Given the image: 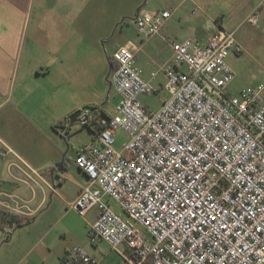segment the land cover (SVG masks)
Instances as JSON below:
<instances>
[{
	"label": "built area",
	"instance_id": "built-area-1",
	"mask_svg": "<svg viewBox=\"0 0 264 264\" xmlns=\"http://www.w3.org/2000/svg\"><path fill=\"white\" fill-rule=\"evenodd\" d=\"M174 13L141 10L134 19L139 36L160 37L173 54L162 69L167 99L159 110L140 100L160 93L142 76L141 49L127 43L112 52L119 103L113 115L97 106L81 111L78 122L94 138L77 148L75 165L88 184L69 208L82 217L98 209L91 238L117 252L116 264H264V85L233 95L228 59L243 52L236 31L216 23L205 42L168 39L162 29ZM260 18L253 12L246 20L257 26ZM119 132L129 138L121 151ZM16 166L55 190L45 173ZM0 210L34 215L9 193L0 192ZM61 262L103 264L82 246Z\"/></svg>",
	"mask_w": 264,
	"mask_h": 264
},
{
	"label": "rangeland",
	"instance_id": "rangeland-1",
	"mask_svg": "<svg viewBox=\"0 0 264 264\" xmlns=\"http://www.w3.org/2000/svg\"><path fill=\"white\" fill-rule=\"evenodd\" d=\"M39 1L35 0L33 10L23 16L28 21L31 18L29 35L34 23L40 20L42 11L49 21L57 18L61 21L57 7L59 0L56 3L48 0L47 7L40 5ZM253 4L255 0H72L64 11L63 44H59L58 48V55L62 54V58L47 60L43 69L46 68L51 75L33 78L30 82L32 88L29 94L32 97L26 104L27 109L33 112L34 123L10 114L11 104L7 103L0 111V134L9 132L13 138V148L30 163L60 158L55 164L61 165L64 156L66 161L71 160V171L65 173V181L57 186L58 192L67 198L77 171V148L94 138V133L83 128L78 121L71 125V117L93 106L102 107L106 113L113 115L119 103V97L111 87L109 60L114 49L127 43L142 48L137 53V61L148 76L155 67L146 70L145 64L150 60L155 61L168 49L167 44L158 37L150 38L152 41L145 45L148 39L143 40L139 36L134 22L137 11L141 7L150 13L175 10L167 27L179 35L184 34L188 27L209 34L217 27L216 23L225 30L236 31V39L243 52L230 56L228 62L235 74L230 91L237 96L242 88L264 85V17L260 18L257 26L247 23ZM30 47L31 43L27 41L25 54L16 61L20 74L31 68L30 63L33 68L34 62H44L36 61L37 57L43 59V48H47L48 58L54 57L51 54L52 45H42L41 52L28 59L27 49ZM162 81L164 78L160 74L155 83ZM159 89V97L140 98L149 110H159L167 99L162 85ZM8 100V96L0 95V102ZM73 104L80 107L71 111ZM68 127L71 129L64 137L61 132L68 131ZM128 141L127 134L119 132L116 135V149L121 151ZM70 203L68 198L64 203L53 194L49 196L48 205L35 219H30V224L14 227L11 233L0 228V264L62 263V259H59L61 255L75 246L96 253L104 264L115 263L117 252L111 251L105 241L91 238V224L88 222L91 216H80L69 208ZM111 206L126 218L117 204L111 201ZM105 255L106 258H103Z\"/></svg>",
	"mask_w": 264,
	"mask_h": 264
},
{
	"label": "crops",
	"instance_id": "crops-1",
	"mask_svg": "<svg viewBox=\"0 0 264 264\" xmlns=\"http://www.w3.org/2000/svg\"><path fill=\"white\" fill-rule=\"evenodd\" d=\"M34 2L35 0H0V95L1 97H9L8 102H0V111L3 109L5 104L10 103V114L20 116L29 123H34L33 112L27 109L28 107L26 104L28 103V99H31L32 97V95L30 96L29 94V92H31L30 88H32L30 86V82L33 81V78H44L51 75L45 70L46 68L43 69V67L46 66L47 60H57L62 58V54L61 56L58 55V48L59 44H63L64 11H66L67 7L70 6L72 0H59L60 3L57 5V7L60 10L59 17L61 18V21H59L58 18L56 20L49 21L47 18H45L46 15L42 11L39 14L40 20L34 23L31 34L29 35L28 31L31 18L28 21L27 17L23 18V16L24 14L27 15L29 11L33 10ZM56 2L57 0H54V3ZM39 3L43 7L48 6V0H41ZM250 11L251 13L259 12L260 16L264 17V0H255V4H253V8ZM168 23L169 21L163 27L162 34L168 39L176 41L194 38L201 42H205L214 32H216V28H214L209 34H206L205 32H201L200 29L196 30V28L188 27L185 29L186 31L184 34L179 35L178 33L174 32L171 27H167ZM141 38L143 39V37ZM158 38L160 39V37ZM151 39L146 40L145 45L150 43L152 41ZM27 41L28 43H31V47L27 49L28 59L29 57H34L40 53L42 50V45H52L51 54L54 57L48 58L49 52L45 47L43 48V59H40L39 57L36 58V61L39 60L44 62H39L38 64L34 62L33 68L32 63H30L31 68L23 71V74H20L16 65V61L22 58V56L25 54V45ZM167 47L168 49L164 50V53H161L155 61L150 60L145 64V66H147L146 70H152L153 67H155V70H152L151 72V76H148V73L142 70V76L145 80L152 81L154 84H156L155 80L160 74H162L164 78V81L162 82H165V75L162 69L165 64H168L172 61L173 56L170 47ZM162 82H159L156 84V86H163L164 83L161 84ZM12 99L13 102H11ZM71 107V111H74L78 109L80 105L73 104ZM0 120L2 119L0 118ZM66 129L68 130L67 133H69L71 128ZM11 140H13V138L9 132L4 135L0 134V192L22 196L28 201V207L34 213V215L30 217L21 215L16 216H20L25 219H35L36 215L41 212L46 207V205H48L49 196L52 197L54 194L64 203L68 198L70 203L79 196L81 190L88 184L87 176L76 167L77 171L71 181V189H69L67 192V198H65L58 192L57 186L65 181V173L67 171H71L70 163L62 159L61 165L55 164L57 163L56 161L60 159L58 158L57 160L47 159L39 160L37 162L32 161L31 163H33V166L13 148L11 145L13 142H11ZM60 152L62 153V151ZM59 157H61L60 153ZM24 164L28 165L31 169L37 172L45 173L47 182L52 185L55 190L47 187L41 181L29 182L26 176H24V174L16 166H24ZM56 167H60L62 171H55ZM60 168L58 169L60 170ZM53 172L54 175L52 176L51 173ZM87 215L91 216V220L88 222L91 225L94 224L97 220L98 209H92ZM87 215L85 217H87ZM69 250L70 249H66L59 259H63ZM90 254L96 258H99V256L94 252H91ZM103 258H106V255L103 256ZM117 260L113 264H116Z\"/></svg>",
	"mask_w": 264,
	"mask_h": 264
},
{
	"label": "trees",
	"instance_id": "trees-1",
	"mask_svg": "<svg viewBox=\"0 0 264 264\" xmlns=\"http://www.w3.org/2000/svg\"><path fill=\"white\" fill-rule=\"evenodd\" d=\"M117 66L110 62V74L116 70ZM32 220L25 219L16 215H9L6 212L0 211V228L11 233L15 228L25 224H30ZM13 229V230H12Z\"/></svg>",
	"mask_w": 264,
	"mask_h": 264
},
{
	"label": "water",
	"instance_id": "water-1",
	"mask_svg": "<svg viewBox=\"0 0 264 264\" xmlns=\"http://www.w3.org/2000/svg\"><path fill=\"white\" fill-rule=\"evenodd\" d=\"M142 9H143V7H141V8L137 11V14L140 13ZM80 114H81V111H78L77 113H75V114L71 117V119H70V124H71V125H73L74 123H76V122L78 121V118H79ZM63 160H65V156L63 157ZM58 168H60V167H56V168H55V171H62L61 168H60V170H59ZM55 171H54V172H55ZM54 172L51 173L52 176L54 175Z\"/></svg>",
	"mask_w": 264,
	"mask_h": 264
},
{
	"label": "flooded vegetation",
	"instance_id": "flooded-vegetation-1",
	"mask_svg": "<svg viewBox=\"0 0 264 264\" xmlns=\"http://www.w3.org/2000/svg\"><path fill=\"white\" fill-rule=\"evenodd\" d=\"M70 161H71V160H70ZM70 161H69V162H70Z\"/></svg>",
	"mask_w": 264,
	"mask_h": 264
}]
</instances>
